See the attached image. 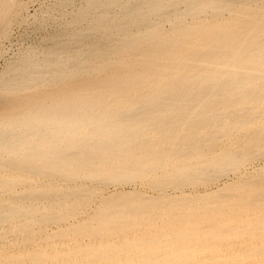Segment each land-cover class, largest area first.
Segmentation results:
<instances>
[{"label":"bare ground","instance_id":"obj_1","mask_svg":"<svg viewBox=\"0 0 264 264\" xmlns=\"http://www.w3.org/2000/svg\"><path fill=\"white\" fill-rule=\"evenodd\" d=\"M42 2L0 0V264H264V0Z\"/></svg>","mask_w":264,"mask_h":264},{"label":"rangeland","instance_id":"obj_2","mask_svg":"<svg viewBox=\"0 0 264 264\" xmlns=\"http://www.w3.org/2000/svg\"><path fill=\"white\" fill-rule=\"evenodd\" d=\"M43 0H40V2H42ZM45 1V3H43V5L41 6V7H43V6H45V5H47V4H49L50 2H52V0H44ZM32 7V8H31ZM38 2L35 4V5H32V6H30V8H29V10H28V14L29 15H31V16H33V14L34 15H36L37 13H36V11L39 13L40 12V7H38ZM40 8V9H39ZM20 30H16V32L14 33V35H13V40H12V47L13 48H11V47H9L10 49H8V55L6 56V58H9L13 53H14V51L16 52V49L18 50V48L21 46V48H24V47H26V46H28V44H31V43H34V41L36 40H38L39 38H41V35H42V33H31L30 34V37H25V29L26 28H19ZM22 29H23V31H22ZM21 32V33H20ZM23 34H24V36H23ZM36 34V35H35ZM18 35V36H17ZM23 36V37H22ZM28 40H27V39ZM31 38V39H30ZM17 39V40H16ZM19 39V40H18ZM26 40H27V42H26ZM18 41V42H17ZM33 41V42H32ZM35 41V42H36ZM16 42V43H15ZM22 42H24L22 45H21V43ZM31 42V43H30ZM15 43V44H14ZM19 43V44H18ZM17 47H16V46ZM11 46V45H10ZM20 49V48H19ZM4 64V61H2V63L0 62V67L2 66ZM253 161H256V160H247L246 161V164H248L249 165V170H251L250 169V167H254V165L255 166H259V164L260 163H258L257 161L256 162H254L253 163ZM254 164V165H253ZM139 182V181H138ZM223 182H224V180H220L219 182H214L215 184V186L216 187H222V185H223ZM127 191H131V189H132V187H126L125 188ZM188 189L189 188H186V191H188ZM190 190V189H189ZM200 190V192H205V189L204 188H200L199 189ZM105 192H106V194H108V193H112V192H114V190L111 188V187H107V189L105 190ZM189 193V192H188ZM88 211V210H87ZM85 213V212H84ZM83 213V214H84ZM87 213V212H86ZM47 227H49L50 226V224H45Z\"/></svg>","mask_w":264,"mask_h":264}]
</instances>
